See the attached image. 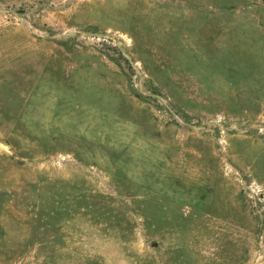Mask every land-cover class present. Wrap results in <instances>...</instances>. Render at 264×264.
<instances>
[{
  "label": "rangeland",
  "instance_id": "374dc122",
  "mask_svg": "<svg viewBox=\"0 0 264 264\" xmlns=\"http://www.w3.org/2000/svg\"><path fill=\"white\" fill-rule=\"evenodd\" d=\"M0 264H264V0H0Z\"/></svg>",
  "mask_w": 264,
  "mask_h": 264
}]
</instances>
